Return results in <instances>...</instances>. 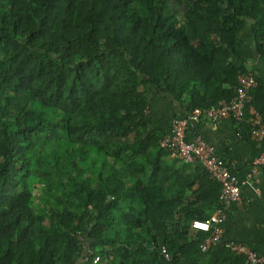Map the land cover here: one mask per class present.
Listing matches in <instances>:
<instances>
[{"label": "trees", "instance_id": "obj_1", "mask_svg": "<svg viewBox=\"0 0 264 264\" xmlns=\"http://www.w3.org/2000/svg\"><path fill=\"white\" fill-rule=\"evenodd\" d=\"M178 1L180 19L163 0H0V264H247L224 242L200 248L210 233L190 223L218 207L220 183L161 146L169 125L150 126L147 94L180 113L229 100L249 71L248 20L264 58V0ZM254 77L264 117V78ZM43 146L68 162L48 169ZM30 174L48 196L34 195Z\"/></svg>", "mask_w": 264, "mask_h": 264}, {"label": "built area", "instance_id": "obj_2", "mask_svg": "<svg viewBox=\"0 0 264 264\" xmlns=\"http://www.w3.org/2000/svg\"><path fill=\"white\" fill-rule=\"evenodd\" d=\"M256 86L252 71L237 75L233 86V96L222 99L209 108H194L186 113H177L171 117L169 129L161 141V146L170 149V156L184 161H199L202 167L220 183L219 205L206 219L194 218L192 228L207 231L210 235L200 243L205 250L211 245L224 242L236 254H244L247 264H264V254L249 245L223 238V225L227 220L232 205L241 199V185L229 162L213 152L203 135L194 131L202 121L215 125L222 120L245 122L250 128V139H264V117L252 105L251 89ZM260 173L264 174V152L252 159L245 172V181H250ZM162 252L167 256L166 249ZM93 264H101V257L96 256Z\"/></svg>", "mask_w": 264, "mask_h": 264}, {"label": "crops", "instance_id": "obj_3", "mask_svg": "<svg viewBox=\"0 0 264 264\" xmlns=\"http://www.w3.org/2000/svg\"><path fill=\"white\" fill-rule=\"evenodd\" d=\"M243 56L246 67L255 75L264 78V58L256 49L252 33L246 32L244 36ZM151 91L147 94V119L152 128L160 127L166 130L171 117L184 107L169 101V98L155 96ZM194 131L200 132L213 152L229 162L241 185V199L229 212L223 225V238L243 242L264 254V174L260 173L250 181H245V172L250 162L264 152V139H243L229 120H222L215 125L201 122ZM178 163L169 158L161 162L170 172L175 173L180 170ZM196 170L195 166H191L187 172ZM163 178V175L159 176L160 183H163ZM173 179L174 176H171L169 181Z\"/></svg>", "mask_w": 264, "mask_h": 264}, {"label": "rangeland", "instance_id": "obj_4", "mask_svg": "<svg viewBox=\"0 0 264 264\" xmlns=\"http://www.w3.org/2000/svg\"><path fill=\"white\" fill-rule=\"evenodd\" d=\"M163 10L167 16V18H178L180 19L182 16V9L180 6V3L178 0H163ZM252 23L251 20H248L247 22V33H251V26L250 24ZM149 89H151V87H149ZM18 97L22 100H25L26 96L25 95H18ZM44 150L42 152L41 155V161L45 164L48 165V169H52L54 167H60L62 166L64 163L68 162V156H65L62 152V150H60L57 147H52V146H43ZM40 147L38 145L35 146V151H39ZM28 157H29V163L28 166L30 168H32L34 166V159L35 156L32 153H27ZM55 155L57 156H61L60 158H58V160L55 158ZM63 156L65 158H63ZM95 169L93 166H91L88 170V176H89V180L92 183L94 175H95ZM25 180L28 182V187L32 189L34 195L36 197H42V196H48L49 195V191L51 190L50 186H47L46 184H44L43 182L39 181V179L37 178L36 175H28L26 176ZM116 227V225H114ZM82 238L84 239V236L82 235ZM84 245H86L88 243V241H83ZM86 248V246H85Z\"/></svg>", "mask_w": 264, "mask_h": 264}]
</instances>
